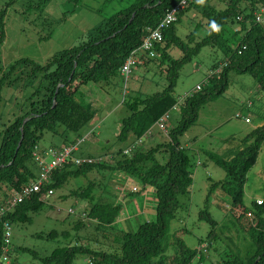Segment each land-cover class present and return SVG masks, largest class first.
Returning a JSON list of instances; mask_svg holds the SVG:
<instances>
[{
	"label": "trees",
	"instance_id": "16d2710c",
	"mask_svg": "<svg viewBox=\"0 0 264 264\" xmlns=\"http://www.w3.org/2000/svg\"><path fill=\"white\" fill-rule=\"evenodd\" d=\"M16 1L19 0H9L6 5ZM22 1V14L40 11L47 2ZM179 1L135 0L85 34L76 45L55 52L44 63L20 58L4 70L0 69V91L4 85L11 86L18 82H21L22 87L30 88L20 112L0 127V205L5 204L13 191L40 176L33 170V163L36 161L32 153L45 132L61 134L64 144L75 142L67 139V132L80 137L79 131L95 114L91 103L83 102L90 90L94 89L92 86L104 91L120 75V66L127 55L140 45L146 28L154 27L165 11ZM218 1L225 2L224 8L215 7L210 0H205L204 5L198 4L197 0L192 1L178 13L177 20L163 30L162 40L155 43L153 48L155 56L142 64L153 60L164 71L166 85L159 92L122 100L127 115L122 118L121 129L116 138L124 143V147L116 150L108 159L104 160L101 156L102 161L98 163L80 166L65 164L54 169L39 192L0 218V242L3 219H8L12 224L29 222V214L38 212L44 205V201L39 198L42 192L54 190L69 178L84 175L97 168L131 176L141 186L140 191H136L138 194L151 188L155 201V219L140 223L135 230L118 228L116 222L122 210L121 203H93L84 215L95 222V229L102 237L100 243L110 247L109 250L89 248L74 237V242H65L42 257L41 264H72L81 254L89 256L87 264H189L193 260L197 251L183 243L177 234L179 232L168 234L170 220L183 205L180 198L188 197L193 180L191 158L181 146L179 138L197 121L200 108L225 91L230 72L248 73L258 87L264 90V22L254 20V13L264 4V0ZM189 8H194L205 18L207 33L200 40H195L194 31L185 39L176 32L175 24ZM5 13L6 7H2L0 46L5 39ZM213 23L219 26V32L212 28ZM205 46L222 52L223 61L212 67L215 69L222 65L221 70L209 75L207 82L199 90L177 100L173 90L179 70ZM175 49L179 52L176 57L172 54ZM96 101L92 99L91 102ZM174 106L180 112V119L176 126L167 130L162 141L150 146L142 144L129 154L123 153L125 147L142 137L160 116ZM241 140L243 146L227 157L208 153L209 159L223 169L225 176L211 184L206 201L215 189H220L227 196L230 206L240 211L236 221L243 231L252 229L249 234L251 245L246 255L234 256L224 264H264V200L258 204L257 199H252L249 206L243 203L247 173L256 163L264 143V123L253 128ZM94 185V182H89L71 193L91 200ZM262 185L264 186V169ZM248 213L252 216L251 220H248ZM199 216L211 228L217 225L208 211L201 210ZM242 221L246 223L245 226L241 224ZM84 227L81 220L76 222L74 229ZM61 234L66 236L65 231ZM54 235H57L54 230L48 233V236ZM212 236L210 232L206 246ZM109 238H113L112 244L106 242L110 241ZM169 247H173L172 253H166ZM9 264L19 263L10 260Z\"/></svg>",
	"mask_w": 264,
	"mask_h": 264
},
{
	"label": "rangeland",
	"instance_id": "374dc122",
	"mask_svg": "<svg viewBox=\"0 0 264 264\" xmlns=\"http://www.w3.org/2000/svg\"><path fill=\"white\" fill-rule=\"evenodd\" d=\"M134 1L47 0L40 11L22 14V0L8 6L6 4L9 0H0V9L6 7L5 39L0 46V69L4 70L20 58L44 63L55 52L76 45L85 34L100 26L106 18ZM210 3L217 8L225 6L224 1L210 0ZM175 28L182 39L192 31L195 32V40H200L207 33L205 18L194 8H189L180 16ZM172 54L176 57L179 52L175 49ZM223 59L220 50L205 46L185 63L179 70L173 90L177 100L195 91L197 85H204L213 70L212 67ZM1 77L2 71L0 79ZM165 85L164 71L153 60L145 65L140 63L132 67L126 80L118 75L104 91L93 85L94 89L90 90L83 102L91 103L95 109L94 116L79 131L80 137L73 132H67L68 140L78 141L83 138L76 153L102 156L105 160L124 147V143L116 138L121 129L122 118L127 115L122 100L159 92ZM29 89L22 87L21 82L1 88V128L14 114L20 112ZM92 99L97 101L91 102ZM245 117L249 118V122L244 121ZM179 119L180 112L176 106L168 112L165 123L167 129L176 126ZM261 122H264V90L258 87L248 73L232 71L228 74L225 91L200 108L197 121L179 138L181 146L191 158L193 180L188 197L180 198L183 205L181 204L170 220L168 234L179 232L177 234L183 243L197 251L189 264H224L234 256L243 257L250 249L249 234L252 229L248 227L247 231H243L236 221L240 211L230 206L227 196L220 189H215L206 201L211 184L225 176L223 169L209 159L208 153L227 157L229 153L243 146L241 139ZM152 131L150 137L144 138L143 146L154 145L165 137V133L156 126L152 127ZM62 137L61 134L47 131L38 146L59 145ZM263 169L264 143L256 163L247 173L243 200L246 206L250 205L252 197L264 200ZM33 170L40 174L36 163H33ZM120 174L117 171L95 168L84 175L69 178L63 185L52 190L43 207L38 212L29 214V222L12 224L9 259L19 264H41V258L51 250L65 242H74L75 238H78L80 243L87 244L89 248L109 250L110 247L100 243L102 237L95 229V222L88 220L84 215L90 205L99 201L121 203L122 210L116 222L118 228L135 230L140 223L154 220L155 201L152 191L129 193L132 185L138 188L137 191H140L141 186L132 179L127 183L118 179ZM89 182L95 183L91 200L71 193L85 187ZM201 210L209 212L211 218L217 222L215 227L211 228L210 224L199 216ZM248 217L246 218L251 220V214ZM81 220L85 227L75 230L76 222ZM241 224L246 225L244 221ZM52 230L56 231L57 235L48 236ZM63 231L66 236H62ZM210 232L213 234L212 240L205 246ZM109 239L110 241L106 242L111 243L113 238ZM173 251V247H169L166 253ZM88 261L89 256L81 254L72 264H87Z\"/></svg>",
	"mask_w": 264,
	"mask_h": 264
},
{
	"label": "built area",
	"instance_id": "2783aa9c",
	"mask_svg": "<svg viewBox=\"0 0 264 264\" xmlns=\"http://www.w3.org/2000/svg\"><path fill=\"white\" fill-rule=\"evenodd\" d=\"M195 0H180L175 6L170 9H167L162 16V18L157 22L154 27H147L146 34L143 36L140 45L133 49L125 58L124 62L119 68V74L123 77L124 80L128 77V74L131 72L132 67L137 64L143 63L149 58L155 56L154 45L163 38V30L167 28L170 24L177 20L178 13L184 9L189 3ZM255 22H264V4L259 7V9L254 13ZM222 66V65H221ZM221 66L212 70L211 74L219 73ZM200 89V85H197L196 90ZM250 105V103H249ZM174 106L173 108H175ZM172 108V109H173ZM168 112H165L160 116L154 123L153 126H156L160 131L166 133V120L168 119ZM245 122H249V118H244ZM152 126V127H153ZM152 127L149 128L145 134L138 138L133 144L126 147L123 151L124 154H129L135 149L141 147L144 142V138L150 137L153 133ZM83 141V138L76 140L74 143H68L61 146H47L39 147L36 146L32 155L36 163L40 168V176L34 180L30 181L27 184L20 187V189L13 191L9 198L6 200L4 205H0V218L4 217L7 213L12 211L16 205L24 201L25 199L30 198L35 193L39 192L43 183L47 182L49 179L50 173L65 164H73L75 166L94 164L102 161L100 156L93 157L88 155H79L77 154L78 144ZM118 179H122L126 183L128 180H131V176L125 175L120 172ZM133 180V179H132ZM137 187L132 185L129 191H137ZM52 194V190H47L40 194V199L43 201L47 200L48 197ZM262 200L258 199L257 203L260 204ZM71 212V210H70ZM84 214V213H83ZM248 215H250L248 213ZM84 216V215H83ZM2 238L0 242V264H9V252H10V236H11V226L12 223L8 219H3L2 221ZM206 246V243L204 244Z\"/></svg>",
	"mask_w": 264,
	"mask_h": 264
},
{
	"label": "clouds",
	"instance_id": "9594fccd",
	"mask_svg": "<svg viewBox=\"0 0 264 264\" xmlns=\"http://www.w3.org/2000/svg\"><path fill=\"white\" fill-rule=\"evenodd\" d=\"M197 3L200 4V5H204V4H205V0H197ZM212 28H213L215 31H217V32H219V30H220V29H219V26L216 25L215 23H213Z\"/></svg>",
	"mask_w": 264,
	"mask_h": 264
},
{
	"label": "crops",
	"instance_id": "0c3cea01",
	"mask_svg": "<svg viewBox=\"0 0 264 264\" xmlns=\"http://www.w3.org/2000/svg\"><path fill=\"white\" fill-rule=\"evenodd\" d=\"M263 123H264V122H261V124H258V126L262 125ZM256 127H257V126H256ZM61 145H64V143L61 142L59 145H54V146H61ZM51 146H53V145H51ZM148 190L151 191V188H147L145 191H148ZM139 194H140V193H139ZM250 199L252 200V199H255V198L252 197V198H250ZM256 199H257V198H256ZM256 199H255V200H256ZM257 200H258V199H257Z\"/></svg>",
	"mask_w": 264,
	"mask_h": 264
}]
</instances>
